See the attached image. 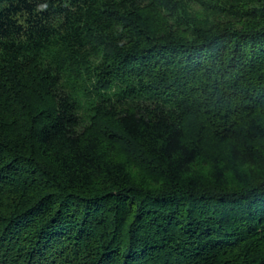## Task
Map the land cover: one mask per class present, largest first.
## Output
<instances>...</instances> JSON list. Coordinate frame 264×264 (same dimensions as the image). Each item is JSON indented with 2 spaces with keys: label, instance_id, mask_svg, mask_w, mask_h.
I'll use <instances>...</instances> for the list:
<instances>
[{
  "label": "trees",
  "instance_id": "obj_1",
  "mask_svg": "<svg viewBox=\"0 0 264 264\" xmlns=\"http://www.w3.org/2000/svg\"><path fill=\"white\" fill-rule=\"evenodd\" d=\"M0 264H264V0H0Z\"/></svg>",
  "mask_w": 264,
  "mask_h": 264
},
{
  "label": "clouds",
  "instance_id": "obj_2",
  "mask_svg": "<svg viewBox=\"0 0 264 264\" xmlns=\"http://www.w3.org/2000/svg\"><path fill=\"white\" fill-rule=\"evenodd\" d=\"M46 8H47V4L40 5L39 8L37 9V11H39L41 9H46Z\"/></svg>",
  "mask_w": 264,
  "mask_h": 264
}]
</instances>
